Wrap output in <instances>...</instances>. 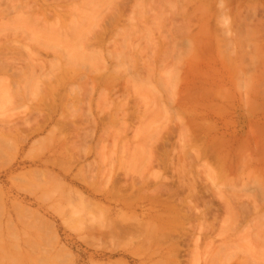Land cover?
I'll return each instance as SVG.
<instances>
[{
	"label": "rangeland",
	"instance_id": "rangeland-1",
	"mask_svg": "<svg viewBox=\"0 0 264 264\" xmlns=\"http://www.w3.org/2000/svg\"><path fill=\"white\" fill-rule=\"evenodd\" d=\"M18 1L0 4V66L18 58L11 51L23 63L37 53L36 62L51 73L37 82L61 91L45 99L35 94V81L32 88L25 77L29 82L19 84L22 78L1 74L11 72L8 64L1 67L0 264H264V0H94L96 7L90 0L94 9L89 0H26L33 9L68 13L53 41L41 25L21 21L26 13ZM88 13L107 33L85 48L87 37L78 32L79 47L68 25L93 19ZM39 30L53 49L37 39ZM73 51L83 54L78 62ZM54 71L66 81L58 83ZM10 84L34 92L21 100ZM4 89L19 96L2 95ZM167 198L177 214L161 211ZM184 200H190L186 209ZM231 202L243 211L235 214L239 205ZM173 212L185 217L170 222Z\"/></svg>",
	"mask_w": 264,
	"mask_h": 264
},
{
	"label": "bare ground",
	"instance_id": "bare-ground-1",
	"mask_svg": "<svg viewBox=\"0 0 264 264\" xmlns=\"http://www.w3.org/2000/svg\"><path fill=\"white\" fill-rule=\"evenodd\" d=\"M19 1H20V2L22 1V3H24V5L22 4L23 6H22L21 8H22L23 11L26 13V14L24 15V13H23V11H22L23 14H21V15H22V18H23L21 21H22L23 23L28 24V26H29V24H32V25L35 26V27H37L38 25H41L42 30L46 31V36H45L46 38H47V34H48V38H49V39L47 38L48 41H50V40L53 41V39H58L59 37L61 38V35H62V34H60V33H61V30L64 28V27H63V22L66 20L64 17H67L66 15H68V13H67L66 11H63V12H61L60 14L56 15V14L59 12V10H56V11H58V12H56L55 10H48L47 8H46V9H43L42 6L39 7V8H38V7H35V9H36V10H35V9L32 8V7H34V6H29L28 4H26V0H19ZM19 1H18V2H19ZM47 1H48V0H42V2H44L45 4H48ZM50 1H51L52 3H54L53 1H55V0H50ZM50 1H49V3H50ZM60 1H61V0H60ZM96 1H98V0H96ZM100 1L102 2L103 0H99L98 2H100ZM106 1H107V0H106ZM106 1H105V3H107L109 0H108L107 2H106ZM112 1H113V0L109 1V3H112ZM116 1H117V0H116ZM2 2H3V0H0V4H2ZM29 2H30V0H29ZM32 2L35 3L36 1H35V0H32ZM92 2H94V0H93ZM92 2H91V3H92ZM101 2H100V3H101ZM27 3H28V1H27ZM33 3H32V4H33ZM57 3H58V1H57ZM89 3H90V0H89ZM89 3H88V4H89ZM91 3L88 5L89 7H92V6H93V3H92V6H90ZM94 3H95V2H94ZM109 3H108V4H109ZM50 4H51V3H50ZM50 4H49V5H50ZM97 4H98V3H95V4H94V7H96L95 5H97ZM108 4H107V5H108ZM9 5H10V4H9ZM12 5H13V4H12ZM34 5H35V4H34ZM107 5L105 6V8L107 7ZM27 6H28L29 8H28ZM50 6H52V5H50ZM98 6H99L98 8L100 9V4H99ZM115 6L117 7V4H116V3H115ZM121 6H122V5H121ZM123 6H124V5H123ZM53 7H54V6H53ZM12 8H13V7H12ZM87 8H88V7H87ZM87 8H86V9H87ZM92 8H93V7H92ZM117 8H118V7H117ZM205 8H206V7H205ZM13 9H14V8H13ZM19 9H20V8H19ZM54 9H55V8H54ZM88 9H89V11L91 12V8H88ZM93 9H94V8H93ZM93 9H92V10H93ZM114 9H115V7H114ZM96 10H97V9H96ZM96 10H94V11H96ZM102 10H103V9H101V12H103ZM116 10H117V9H116ZM124 10H125V9H124ZM87 11H88V10H87ZM94 11H93V12H94ZM98 11H99V10H98ZM108 11H109V10H108ZM111 11H112V10H111ZM147 11H148V9H147ZM206 11H207V10H206ZM117 12H119V11H117ZM0 13H1V12H0ZM91 13H92V12H91ZM106 13H107V12H106ZM206 13H207V12H206ZM206 13H204V14H206ZM208 13H209V12H208ZM208 13H207V14H208ZM88 14H89V13H88ZM150 14H151V13H150ZM86 15H87V14H86ZM89 15H91V14H89ZM102 15H103V14H102ZM138 15H139V14H138ZM142 15H143V14H142ZM144 15L147 16L146 14H144ZM159 15H160V13H159ZM219 15H220V14H219ZM14 16H15V15H14ZM18 16H19V15H18ZM18 16H17V17H18ZM91 16H92V18H93V14H92ZM91 16H89V17L91 18ZM145 16H144V17H145ZM148 16H150V15L148 14ZM154 16H156V15H154ZM199 16H200V15H199ZM15 17H16V16H15ZM20 17H21V16H20ZM80 17H81V16H80ZM87 17H88V16L85 17V15H84L83 18H87ZM89 17H88V18H89ZM118 17H119V16H118ZM81 18H82V17H81ZM116 18H117V16L114 14V17L112 18V20H113V19L116 20ZM145 18H146V17H145ZM154 18H155V17H154ZM63 19H65V20L63 21ZM77 19H80V18H77ZM148 19H150V18H148ZM151 19H153V18H151ZM157 19H158V18H156V20H157ZM195 19H196V18H195ZM86 20H87V19H86ZM97 20H98V18L95 17V18H93V19H88L87 21H84V20H81V19H80L79 22H77V21H70V24L67 22V23L69 24V25H68V30H67L68 35L70 36L69 32L71 31L70 33L72 34V35H71L72 38L75 39V40H74V43H75V41L77 40L75 36L78 35V32H80L81 35H82V31H84L83 34L86 35L85 37H87V38H83V39H82L83 41H82L81 39H80V40H81L82 42H84L83 44L86 45V47H85V45H84V47L87 48L88 45L90 46V44H88V41H89V43L94 42V41H97V39H99V38L103 35V31H104V34H105V32H106V30H104V27H105V26L102 25L103 22H97ZM119 20H120V19H119ZM66 21H67V20H66ZM99 21H100V20H99ZM101 21H102V20H101ZM129 21H131V20H129ZM157 21H158V20H157ZM216 21H217V20H216ZM109 22H110V21H109ZM125 22H126V21H125ZM16 23H18V22L16 21ZM19 23H20V22H19ZM19 23H18L17 25H19ZM110 23H111V22H110ZM126 23H127V22H126ZM135 23H136V22H135ZM224 23H225V22H224ZM64 24H65V23H64ZM104 24H105V23H104ZM128 24H129V23H128ZM151 24H152V23H151ZM32 25H30V26H32ZM66 25H67V24H66ZM132 25H133V24H131V26H129V29H128V28H126V29L130 30L131 32H132L133 30H136L137 28H135V29L132 28ZM135 25H136V24H135ZM189 25H190V24H189ZM204 26H205V25H204ZM26 27H27V26H26ZM134 27H136V26H134ZM154 27H155V26H154ZM105 28H106V27H105ZM157 28H158V27H157ZM25 29H26V28H25ZM39 29H40V28H39ZM106 29H107V28H106ZM141 29H142V28H141ZM158 29H161V28H158ZM158 29H157V30H158ZM63 30H64V29H63ZM207 30H208V29H207ZM109 31H110V30H109ZM130 31H129V32H130ZM136 31H137V30H136ZM140 31H141V30H140ZM142 31L144 32V30H142ZM39 32H41V33H40L41 35L39 34L40 37L37 35V36H38L37 39L39 40V38H41L43 43L46 42L47 40H46L44 37H42V36H43L42 31L39 30ZM63 33H64V32H63ZM85 33H86V34H85ZM106 33H107V32H106ZM159 33H160V31H159ZM33 34H35V33H33ZM132 34H133V32H132ZM132 34H131V35H132ZM138 34H139V33H138ZM207 34H208V33H207ZM35 35H36V34H35ZM35 35H32V36L30 35V36L32 37V40L35 39L34 41H36V36H35ZM63 35H64V34H63ZM65 35H66V34H65ZM81 35H78V36H77L78 40H79V38L82 37ZM84 35H83V37H84ZM87 35H88V36H87ZM89 35H90V36H89ZM33 36H35V38H34ZM71 36H70V37H71ZM79 36H80V37H79ZM57 37H58V38H57ZM65 37H66V36H65ZM74 37H75V38H74ZM88 37H90V38H88ZM33 38H34V39H33ZM63 38H64V37H63ZM104 38H105V37H104ZM133 38H134V37H133ZM43 39H44L45 41H44ZM85 39L87 40V42L84 41ZM125 39H126V38H125ZM208 39H209V37H208ZM78 40L76 41L75 44H79V43L81 44V41L78 42ZM48 41H47V42H48ZM52 41H51V43H52ZM59 41H60V42H59ZM59 41H58V43H56V44H61V40H59ZM62 41H63V42L65 41V44L68 43V41L65 40V38H64ZM99 41H100V40H99ZM66 42H67V43H66ZM71 42H72V41H71ZM117 42H118V41H117ZM159 42H160V41H159ZM30 43L34 44V43L31 42V41H30ZM36 43H37V41H36ZM43 43H42V44H43ZM51 43H49V42L46 43V44H48V45L50 44L51 47L49 46V49H53L52 47L54 46L53 44H54L55 42H54L53 44H51ZM72 43H73V42H72ZM72 43H71V44H72ZM86 43H87L88 45H87ZM97 43H98V42H97ZM38 44H39V43H38ZM38 44H37V45H38ZM65 44H64V46H66ZM80 44H79V47H82L83 44H81V45H80ZM11 45H12V44H11ZM29 45H30V44H29ZM62 45H63V44H62ZM68 45L70 46V44H68ZM91 45H92V44H91ZM97 45H100V44H97ZM9 46H10V45H9ZM14 46H15V45H14ZM14 46H13V47H14ZM42 46H43V45H42ZM55 46H56V45H55ZM55 46H54V47H55ZM59 46H60V45H59ZM72 46L75 47L76 45H75V46L72 45ZM72 46H71V47H72ZM93 46H94V44H93ZM117 46H118V45H117ZM123 46H124V45H123ZM23 47H24V46H23ZM38 47H39V46H38ZM40 47H41V46H40ZM73 47H72V48H73ZM77 47H78V45H77ZM77 47H76V49H79V47H78V48H77ZM91 47H92V46H91ZM3 48H4V47H3ZM36 48H37V47H36ZM47 48H48V47H47ZM64 48H65V47H64ZM88 48H89V47H88ZM7 49H8V48H7ZM58 49H59V48H58ZM62 49H63V48H62ZM62 49H61V50H62ZM89 49H90V48H89ZM92 49H93V48H92ZM95 49H96V47H95ZM123 49H125V48H123ZM132 49H133V48H132ZM139 49H140V48H139ZM14 50H15V49H14ZM17 50H18V49H17ZM25 50H26V49H25ZM36 50H37V49H36ZM41 50H42V49H41ZM85 50H86V49H85ZM96 50H97V49H96ZM100 50H101V49H100ZM134 50H135V49H134ZM6 51H7V50H6ZM6 51L4 50V52L7 54L8 52H6ZM19 51H20V50H19ZM39 51H40V50H39ZM46 51H47V50H46ZM53 51H54V50H53ZM65 51H66V50H65ZM78 51H79V50H78ZM78 51H77V52H78ZM82 51H83V50H82ZM120 51H121V50H120ZM163 51H164V50H163ZM17 52H18V51H17ZM17 52H15V51H11V54H12V55H15V56H18V58H11V57H12V56H10L11 54L9 55L10 58H8V57H7V58H8V59H11V62H14V63H15L16 60H17L18 63H20V64L22 63V66H20V64H19L18 67H17V64H16V66H13V65L10 66L12 63H11L10 61H8L7 58H6L7 62H6V64H1V66H0V70H1V67H2V70L5 69V68H9V67H10L9 70H11V72H10V71L7 72V71L3 70L4 73L1 71V72H2L1 74H5V75L8 77V75H9L8 73H10L9 78L11 77L12 79H15V80H16V78H19V79L22 78V79L19 81V84L23 83L24 80L27 81V83L30 81V82H32V83H30V84H32V86L29 85L31 88L34 86V85H33V82L35 81V82H34L35 87H34L33 90H36V93H35L36 95H37V92H38V96H39V95H42V96L45 97L46 95H48V96L51 95L50 98H51L52 96H53V98H55V97L59 94L58 92L61 91V90L59 89L58 92H55V91H57L58 88H56L55 86H53L54 83H53L52 86H53V88H55V90H54V89H51L52 86H50V85H51L50 82H47V84L45 83V84H46V87H44V88H43V86H44L43 84H44V83H40L41 81H39V83H40V84H39V83L37 82V81H38L37 79L40 80V78H44V77L48 76V73H50V72H49L50 69L48 70V69L46 68L48 71H45V70H44L45 66L42 65V64H44L43 62H42V64H41V61H39L38 63L36 62L37 59H38V60L41 59V58H38V57H40V56H38L39 54H37V53H33V54H32V53L29 51L31 54H30L29 56L26 57L27 60L24 59V63H23V61H22V60H23V59H22L23 57H21V55H20L19 53H17ZM50 52H51V51H50ZM71 52H72V51H71ZM75 52H76V51H75ZM77 52H76V54H75L74 51H73V53L70 55V57H72V59H74V55H75L76 57H75L74 60H77V58L80 56V57L78 58V60H77V62H78L79 59L82 57L81 55H83V54L80 53V55H79V52H78V53H77ZM87 52H88V51H87ZM146 52H147V51H146ZM39 53H40V52H39ZM85 53H86V52H85ZM85 53H84V54H85ZM93 53H94V52H93ZM77 54H78L79 56H78ZM87 54H88V53H87ZM90 54H91V51H90ZM115 54H116L115 56L118 55L119 57L122 55L121 52H116ZM31 55H32V56L34 55V56L32 57ZM46 55H47V54H46ZM128 55H129V54H128ZM84 56H86V55H84ZM84 56H83V57H84ZM89 56H91V57H93V58L97 57V55H95V57L92 56V55H89ZM89 56H87V58H88ZM19 57H20L21 59H19ZM30 57H31V58H30ZM67 57H68V56H67ZM106 57H107V56H106ZM109 57H110V56H109ZM129 57H130V56H129ZM132 57L134 58V55H133V56L131 55V59H132ZM28 58H29V59H28ZM140 58H142V56H141ZM45 59H46V57H45ZM96 59H97V58H96ZM120 59H121V57H120ZM134 59H135V58H134ZM137 59H139V58H137ZM143 59H144V58H143ZM0 60H1V59H0ZM4 60H5V59H4ZM18 60H19V61H18ZM20 60H21V61H20ZM25 60H26V63H27V61H28L29 64L26 65ZM29 60H30L31 62H29ZM85 60H86V59H85ZM85 60H83V61L85 62ZM2 61H3V59H2ZM102 61H103V60H102ZM133 61H134V60H133ZM3 62H5V61H3ZM3 62H2V63H3ZM17 62H16V63H17ZM44 62H45V61H44ZM128 62H129V61H128ZM9 63H11V64H9ZM33 63H34V64H33ZM74 63H75V61H74ZM91 63H92V62H91ZM100 63H101V62H100ZM103 63H104V61H103ZM103 63H102V64H103ZM7 64L9 65V67H5V66H4V65H7ZM23 64H25L26 66L23 65ZM75 64H76V63H75ZM75 64H74V66H75ZM142 64H143V63H142ZM2 65H3V66H2ZM14 65H15V64H14ZM39 65H41V66H39ZM63 65H64V64H63ZM98 65H99V64H98ZM143 66H144V65H143ZM35 67H36V69L39 67L38 69L41 70L40 73L38 72V70L35 69ZM76 67H77V66H76ZM78 67H79V66H78ZM97 67H98V66H97ZM132 67H133V66H132ZM49 68L52 69V67H49ZM57 68H58V69H56V70H57L56 72H58V70L60 69L59 67H57ZM68 68H69V67H68ZM86 68H87V67H86ZM98 68H99V67H98ZM101 68H102V67H101ZM103 68H105V67H103ZM34 69H35V70H34ZM83 69H84V68H83ZM43 70H44V71H43ZM74 70H75V69H74ZM91 70H92V69H91ZM116 70H117V69H116ZM35 71H36V73L38 72V74H36ZM63 71H65V70H63ZM72 71H73V69H72ZM78 71H79V70H78ZM93 71H94V70H93ZM97 71H98V70H97ZM97 71L95 70V72H97ZM5 72H6L7 74H6ZM41 72H43V73L46 72L47 74H46V73L43 74V73H41ZM52 72H53V70H52ZM56 72L54 71V73H56ZM85 72H86V71H85ZM116 73H117V72H116ZM118 73H119V72H118ZM146 73H147V72H146ZM50 74H51V73H50ZM50 74H49V76H51ZM59 74H60V71H59ZM65 74H67V72H66ZM75 74H77V73H75ZM61 75L64 76V72H63V74L61 73ZM69 75L71 76V74H69ZM146 75H147V74H146ZM58 76H59V75H58ZM73 76H74V75H73ZM116 76H117V75H116ZM24 77L27 78L29 81H28L27 79H23ZM55 77H57V73H56V75L54 74V77H53V78H55ZM68 77H69V76H68ZM92 77H93V76H92ZM53 78L51 77V79H53ZM65 78H67V76H66ZM65 78H64V79H65ZM69 78H70V77H69ZM69 78H68V79H69ZM7 79H8V78H6V80H7ZM55 79H56V81H57L58 83H60V81H62L63 78H62V76H60V77H57V78H55ZM70 79H71V78H70ZM73 79H74V78H73ZM99 79H100V78H99ZM15 80H13V81L11 82V79H10L11 84L14 83V84H13L14 86H15V84H16V85L18 84V83H15ZM22 80H23V81H22ZM32 80H33V81H32ZM42 80H43V81H45V80L48 81L49 79H48V78H47V79L45 78V80H44V79H42ZM71 80H72V79H71ZM79 80H80V79H79ZM88 80H89V79H88ZM0 81H1V80H0ZM2 81H3V80H2ZM16 81L18 82V80H16ZM64 81H66V79H65ZM64 81H62V82H64ZM96 81H97V80H96ZM5 82H6V81L4 80V83H5ZM7 82H8V80H7ZM20 82H21V83H20ZM27 83L25 82V84H27ZM48 83H49V85H48ZM11 84H10V86H11ZM13 85H12V86H13ZM22 85H23V84H22ZM47 85H48V86H47ZM55 85H59V84H57V83L55 82ZM62 85H63V83H62ZM12 86H11V88L13 89ZM26 86H27V85H26ZM26 86L24 87V89L20 88V86H17V87L19 88V92H21V93H20V96H19V94H18V93H19V92H18V89H16L17 92H18L17 94H16V92L14 93V91H16L15 89H13L14 91H13L12 89H11V90L13 91V94H15L16 96L18 95V96L21 98V100H22V99H24L25 96L27 97V96H30V94H31V93L29 94L28 92L31 91L32 89L29 90L30 87H29V88H26ZM41 86H42V87H41ZM64 86H65V85H64ZM69 86H70V85H69ZM79 86H80V85H79ZM108 86H109V85H108ZM4 87H6L5 84H4ZM17 87H16V88H17ZM48 87H49V89H48ZM57 87H59V86H57ZM62 87H63V86H62ZM62 87H61V89H62ZM111 87H112V86H111ZM0 88H1V87H0ZM2 88H3V87H2ZM25 88H26V89H25ZM41 88H42V89H45V88H46V89H48V90H50V91H49L48 94H46L47 92L44 91V95H43V92H42V89H41ZM63 88H64V87H63ZM68 88H69V87H68ZM5 89H6V88H5ZM5 89H4L5 92L1 90V91H2V95H3V94H7L8 90L6 91ZM9 89H10V88H9ZM46 89H45V90H46ZM33 90H32V91H33ZM12 91L9 90V92H8V93H9V94H8L9 96L13 95V94H11ZM27 91H28V92H27ZM51 91H53L54 93L51 92ZM101 91H103V90H101ZM26 92H27V93H26ZM33 92H34V91H33ZM33 92H32V93H33ZM41 92H42V94H40ZM50 92H51V93H50ZM71 92H72V91H71ZM56 93H58V94L56 95ZM75 93H76V92H75ZM75 93H74V94H75ZM28 94H29V95H28ZM15 95H14V96H15ZM9 96H8V97H9ZM14 96H12L13 99L16 97V96H15V97H14ZM42 96H40V97H42ZM48 96H47V97H48ZM54 96H55V97H54ZM5 97H6V95H5ZM40 97H39V100L42 99V98H40ZM44 97H43V98H44ZM47 97H45V99H46ZM20 98H19V99H20ZM53 98H52V99H53ZM57 98H58V97H57ZM19 99L16 98L17 102H20V101H21V100H19ZM26 99H27V98H26ZM34 99H35V97H34ZM6 100H8V98H7ZM6 100H5V101L3 100V101L6 102ZM11 100H12V99H11ZM43 100H44V99H43ZM43 100H40V101H41V104H42ZM9 101H10V100H9ZM14 101H15V99H14ZM23 101H24V100H23ZM37 101H38V100H37ZM37 101H36V103H37ZM45 101H46V100H45ZM7 102H8V101H7ZM21 102H22V101H21ZM25 102H26V100H25ZM25 102H23V103H25ZM49 102H50V101H49ZM52 102H53V101H52ZM39 103H40V102H39ZM5 104H6V103H5ZM20 104H21V103H20ZM45 104H46V103H45ZM37 105H38V104H37ZM37 105H36V106H37ZM47 105H48V104H47ZM50 105H51V104H50ZM52 105H55V103L52 104ZM41 106H42V105H41ZM43 106H44V104H43ZM45 106H46V105H45ZM48 107H49V106H48ZM50 107H51V106H50ZM38 108H39V107H38ZM61 108H62V107H61ZM119 108H120V107H119ZM34 109H35V108H34ZM45 109H46V108H45ZM47 109H48V108H47ZM71 109H72V108H71ZM31 110H33V109H31ZM36 110H38V109H36ZM40 110H41V109H40ZM51 110H52V109H51ZM45 111H46V110H45ZM54 112H55V111H54ZM56 112H57V111H56ZM35 113H37V112H35ZM52 113H53V112H52ZM69 113H70V112H69ZM75 113H76V112H75ZM43 114H44V113H43ZM48 114H49V113H48ZM72 114H73V113H72ZM46 115H47V114H46ZM29 116L31 117L30 114H29ZM40 116H41V114H40ZM47 116H48V115H47ZM70 116H71V115H70ZM41 118H42V116H41ZM48 118H49V117H48ZM28 119H29V117H28V116H25L22 120L20 119V121H21L22 124H25L27 121H29ZM66 119H67V118H66ZM72 120H73V119H72ZM72 120H71V121H72ZM36 121H37V120H36ZM44 121H45V119H44ZM59 121H60V120H59ZM62 121H63V120H62ZM65 121H66V120H65ZM46 122H47V121H46ZM72 122H73V121H72ZM74 122H75V120H74ZM42 123H43V122H42ZM44 123H45V122H44ZM47 123H48V122H47ZM19 124H20V123H19ZM30 124H31V123H30ZM35 124H36V123H35ZM60 124H61V123H60ZM60 124H59V126H61ZM15 125H16V123H11V122H9V123L7 122V123L4 124V126L7 127V128H9V129H10V128H13ZM27 125H28V124H27ZM55 125H56V124H55ZM57 125H58V124H57ZM42 126H43V125H42ZM16 127H17V126H15V128H16ZM24 127H25V126H24ZM33 127H34V125H33ZM44 127H45V126H44ZM44 127H43V128H44ZM74 127H75V126H74ZM34 128H36V127H34ZM39 128H40V126H39ZM51 128H52V127H51ZM53 128H54V127H53ZM70 128H72V127H70ZM41 129H42V127H41ZM59 129H60V128H59ZM63 129H64V128H62V130H63ZM56 130H57V129H56ZM60 130H61V129H60ZM60 130H57V131L60 132ZM64 130H65V129H64ZM64 130H63V131H64ZM20 131H21V130H20ZM50 131H52V130H50ZM78 131H79V130H78ZM28 132H29V131H28ZM39 132H40V130H39ZM59 132H58V133H59ZM189 132H190V131H189ZM31 133H32V132H31ZM61 133H62V131H61ZM69 133H70V132H69ZM190 133H191V132H190ZM55 134H56V133H55ZM5 135H6V134H5ZM31 135H32V134H31ZM58 135H59V134H58ZM73 135H74V134H73ZM187 135H188V134H187ZM8 136H9V135H8ZM46 136H47V135H46ZM61 136H62V135H60V137H61ZM23 137H24V136H23ZM52 137H54V136H52ZM58 138H59V137H58ZM61 138L63 139V136H62ZM23 139H24V138H23ZM43 140H44V139H43ZM56 140H57V139H56ZM59 140H60V139H59ZM188 140H189V139H188ZM4 142H5V141H4ZM47 142H48V141H47ZM49 142H50V141H49ZM55 142H56V141H55ZM59 142H60V141H59ZM61 142H62V141H61ZM66 142H68V141H66ZM52 143H53V141H52ZM64 144H65V143H64ZM56 145H57V144H56ZM56 145H55V146H56ZM145 147H146V146H145ZM148 147H149V146H148ZM72 148H73V147H72ZM161 148H162V147H161ZM41 150H42V149H41ZM151 150H152V149H151ZM44 151H45V150H44ZM141 151H142V150H141ZM154 151H155V150H154ZM145 152H146V150H145ZM151 152H152V151H151ZM149 153H150V152H149ZM153 153H154V152H153ZM183 153H184V152H183ZM39 154H40V153H39ZM72 154H73V153H72ZM72 154H71V155H72ZM151 154H152V153H151ZM155 154H156V153H155ZM184 154L186 155L187 153H184ZM37 155H38V154H37ZM41 155H42V154H41ZM146 155H147V154H146ZM38 156H39V155H38ZM48 156H49V155H48ZM78 156H79V155H78ZM155 156H156V155H155ZM189 156H190V155H189ZM70 157H72V156H70V154H69V158H70ZM73 157H74V156H73ZM195 157H196V156H195ZM195 157H194V158H195ZM61 158H62V157H61ZM76 158H77V157H76ZM184 158H185V157H184ZM190 158H191V160H192V157H190ZM137 159H138V158H137ZM141 159H143V158H141ZM54 160H55V159H54ZM70 160H72V159H70ZM70 160H69V161H70ZM74 160H75V159H74ZM138 160H139V159H138ZM156 160H157V159H156ZM136 161H137V160H136ZM145 161H146V160H145ZM185 161H186V160H185ZM189 161H190V160H189ZM56 162H57V161H56ZM155 162H156V161H155ZM143 163H144V162H143ZM163 163H164V162H163ZM188 163H189V162H188ZM43 164H44V163H43ZM77 164H78V163H77ZM56 165H57V164H56ZM59 165H60V164H59ZM189 165H190V164H189ZM50 166H51V165H50ZM112 166H113V165H112ZM158 166H159V165H158ZM61 167H62V166H61ZM67 167H68V166H67ZM145 167H146V165H145ZM58 168H60V166H59ZM165 168H166V167H165ZM79 169H80V168H79ZM182 169H183V168H182ZM184 169H185V168H184ZM60 170L63 171L62 168H61ZM108 170H109V169H108ZM111 170H113V169H111ZM186 170H187V169H186ZM186 170H185V171H186ZM108 172H109V171H108ZM186 172H187V171H186ZM32 173H33V172H32ZM188 173H189V172H188ZM106 174H107V173H106ZM181 174H182V173H181ZM65 175H66V174H65ZM111 176H112V175H111ZM183 176H184V175H183ZM29 177H30V176H29ZM107 177H108V176H107ZM178 177H179V176H178ZM109 179H110V178H109ZM192 179H193V178H192ZM105 180H107V179H105ZM180 180H181V179H180ZM57 181H58V180H57ZM110 181H111V180H110ZM113 181H115V180L113 179ZM118 182H119V181H118ZM118 182H117V183H118ZM145 182H146V181H145ZM184 182H185V180H184ZM105 183H106V182H105ZM109 183H110V182H109ZM111 183H112V182H111ZM140 183H141V182H140ZM142 183L144 184L143 180H142ZM148 183H149V182H148ZM62 184H63V183H62ZM91 184H92V183H91ZM114 184H115V183H114ZM123 184H124V183H123ZM146 184H147V183H146ZM182 184H183V183H182ZM107 185H108V184H107ZM126 185H127V184H126ZM144 185H145V184H144ZM178 185H179V184H178ZM187 185H188V184H186V187H187ZM190 185H191V184H190ZM99 186H100V185H99ZM111 186H112V185H111ZM148 186H149V185H148ZM158 186H159V185H158ZM197 186H198V185H197ZM90 187H91V186H90ZM181 187H182V186H181ZM189 187H190V190H192V185L189 186ZM112 188H113V187H112ZM167 188H168V187H167ZM195 188H196V187H195ZM195 188H194V189H195ZM142 189H143V188H142ZM161 189H162V188H161ZM187 189H188V188H187ZM95 190H96V189H95ZM98 190H100V189L98 188ZM106 190H107V189H106ZM162 190H163V189H162ZM197 190H198V189H197ZM197 190H195V191H197ZM40 191H41V190H40ZM44 191H45V190H44ZM143 191H144V190H143ZM154 191H155V189H154ZM176 191H177V190H176ZM163 192H164V191H163ZM177 192H178V191H177ZM187 192H188V191H187ZM189 192H190V191H189ZM202 192H203V191H202ZM74 193H75V192H74ZM77 193H79V192H77ZM101 193H102V192H101ZM158 193H159V192H158ZM174 193H175V192H174ZM193 193H194V192H193ZM95 194H96V193H95ZM150 194H151V196H152V194H155V193H154V192H153V193L151 192ZM159 195H160V194H159ZM80 196H81V194H80ZM115 196H116V195H115ZM151 196H150V197H151ZM185 196H187V195H185ZM189 196H190V195H189ZM77 197H78V196H77ZM143 197H144V196H143ZM172 197H173V195H172ZM82 198H83V197H82ZM140 198L142 199L141 196H140ZM147 198H148V197H147ZM160 198H161V197H160ZM162 198H163V197H162ZM165 198H166V197H165ZM185 198H186V197H185ZM125 199H126V198H125ZM135 199H136V198H135ZM135 199H133V200H135ZM149 199H150V198H149ZM152 199H153V197H152ZM167 199H169V198H167ZM167 199H166V201H167ZM186 199H187V198H186ZM188 199H189V198H188ZM192 199H193V198H192ZM230 199H231V198H230ZM123 200H124V198H123ZM153 200H154V201H153L152 203L155 202V204H156V203H157V201H156L157 198H156V199H153ZM173 200H175V199H173ZM178 200H179V199H178ZM193 200H194V199H193ZM193 200H192V201H193ZM231 200H232V199H231ZM130 201H131V200H130ZM169 201H170V202H169ZM169 201L167 202L168 205H167V204H166V205L164 204V205H165V206H164L165 209H164V210H161V211H165V210H166V211L168 212V211H170V210H172V211L174 210V212H175V209H176V211L178 210V209H177L178 207L176 208L174 205L171 204V203H172V202H171V199H169ZM109 202H110V201H109ZM182 202H183L184 205L186 206L185 209H186L188 206H190V200H189V201L187 200V202H186V200H184V201H182ZM182 202H181L180 205H183ZM224 202H225V201H224ZM226 202H228V201H226ZM229 202H230V201H229ZM81 203H82V202H81ZM85 203H86V202H85ZM87 203H88V202H87ZM149 203H151V202H149ZM152 203H151V204H152ZM198 203H200V202H198ZM231 203L233 204V206H235V205H234L235 203H233V202H231ZM231 203H228V204H230V205H228V206H232ZM114 204H115V203H114ZM123 204H124V203H123ZM128 204H129V203H128ZM240 204H241V202H240ZM94 205H95V204H94ZM156 205H159V203H157ZM160 205H161V204H160ZM177 205H178V204H177ZM177 205H176V206H177ZM236 205L238 206L239 204H236ZM193 206H194V205H193ZM237 206H235V207L237 208ZM124 207H125V206H124ZM180 207H181V206H180ZM183 207H184V206H183ZM194 207H195V206H194ZM198 207H199V206H198ZM198 207H197V208H198ZM226 207H227V206H226ZM226 207H225V208H226ZM241 207H243V204H241V205L238 206L239 210L237 209V211H236L235 208H232L233 211H234V210L236 211V213H235V212L230 213V211H232V210H231L230 208H228L230 211L227 209V211H229V212L226 211V213H228V214H234V213H235V214L238 215V213H239L238 211L242 210V209H240ZM244 207H245V206H244ZM174 208H175V209H174ZM13 209H15V208H13ZM161 209H162V208H161ZM190 209H191V207L189 208V210H190ZM200 210H201V209H200ZM211 210H212V209H211ZM21 211H22V210H21ZM172 211H171V213H172ZM186 211H187V210H186ZM198 211H199V210H198ZM242 211H243V210H242ZM107 212H108V211H107ZM174 212H173V214H174ZM181 212H182V211H181ZM189 212H191V211H189ZM163 213H165V212H163ZM168 213H169V212H168ZM168 213H167V214H168ZM171 213H170V214H171ZM184 213H185V212H184ZM105 214H106V213H105ZM159 214H160V213H159ZM170 214H168V215H170ZM175 214H177V212H175ZM175 214H174V217H173L172 215H171L172 217H169V218H171V219H169V218L167 217L169 221L171 220L170 222H172V218H174V219L177 218V220L179 219V221H180V218L183 217V216H181L180 218H178ZM178 214H180V212H178ZM187 214H188V213H187ZM235 214H234V215H235ZM226 215H227V214H226ZM131 216H132V215H131ZM136 216H137V215H135V217H136ZM155 216H156V215H155ZM200 216H201V215H200ZM229 216H230V215H229ZM229 216H228V217H229ZM239 216H240V215H239ZM104 217H105V216H104ZM137 217H138V216H137ZM163 217H164V219H166V218H165L166 216H163ZM175 217H176V218H175ZM184 217H185V216H184ZM184 217H183V218H184ZM187 217H188V216H187ZM204 217H205V216H204ZM233 217H234V216H233ZM105 218H106V217H105ZM133 218H134V217H133ZM153 218H154V217H153ZM160 218H161V216H160L158 219H160ZM206 218H207V217H206ZM108 219H109V218H108ZM135 219H136V218H135ZM158 219H157V220H158ZM161 219H162V218H161ZM174 219H173V220H174ZM185 219H186V218H185ZM200 219H201V218H200ZM112 220H113V219H112ZM131 220H132V219H131ZM138 220H139V219H138ZM141 220H142V219H141ZM155 220H156V219H155ZM162 221H163V220H162ZM175 221H176V220H174V222H175ZM179 221H177V223H180ZM181 221H182V219H181ZM183 221H184V220H183ZM135 222H136V221H135ZM137 222H138V221H137ZM138 223H139V222H138ZM138 223H136V224H138ZM160 223H161V225L163 224V222H161V220H160ZM201 223H202V221H201ZM205 223H206V222H205ZM205 223H204V224H205ZM111 224H112V223H111ZM115 224H116V222H115ZM145 224H146V223H145ZM166 224H167V222H166ZM170 224H171V223H170ZM175 224H176V222H175ZM180 224H181V223H180ZM199 224H200V223H199ZM104 225H105V224H104ZM164 225H165V224H164ZM171 225H172V224H171ZM173 225H174V224H173ZM209 225H210V224H209ZM142 226H143V225H142ZM152 226H153V225H152ZM162 226H163V225H162ZM166 226H168V225H166ZM181 226H182V225H181ZM202 226H203V225H202ZM202 226H201V227H202ZM45 227H46V226H45ZM136 227H137V226H136ZM163 227H164V226H163ZM169 227H170V226H169ZM142 228H144V227H142ZM153 228H154V227H152L151 229H153ZM161 228H162V227H161ZM161 228H159V229H160V231H161V233H162V232H163V231H162L163 229H161ZM166 228H167V227H166ZM130 229H131V228H130ZM164 229H165V228H164ZM168 229H169V228H168ZM173 229H174V228H173ZM198 229H199V225H198ZM204 229H205V227H204ZM102 230H103V229H102ZM102 230H101V231H102ZM144 230H145V229H144ZM144 230H143V231H144ZM156 230H157V229H156ZM171 230H172V229H171ZM122 231H123V230H121V232H122ZM140 231H141V230H140ZM146 231H147V230H146ZM146 231H144V233H147ZM148 231H149V230H148ZM160 231L158 232V234L160 233ZM165 231H166V229L164 230V232H165ZM93 232H94V231H93ZM108 232H109V231H108ZM110 232H112V231H110ZM123 232H124V231H123ZM150 232H151V231H150ZM172 232H173V231H172ZM202 232H203V231H202ZM127 233H128V231H127ZM127 233H126V234H127ZM148 233H149V232H148ZM152 233H153V232H152ZM152 233H151V234L149 233L148 236L152 235ZM110 234H112V233H110ZM153 234H154V233H153ZM156 234H157V233H156ZM156 234H155V236H156ZM183 234H184V233H183ZM199 234H200V233H199ZM98 235H99V234H98ZM115 235H116V234H115ZM117 235H118V234H117ZM143 235H144V234H143ZM160 235L164 237V233H163V235H162V234H159V235H158L159 238H160ZM165 235H166V236L168 235V236H167L168 238L171 236V235L169 236V233H167V234H165ZM106 236H107V235H106ZM113 236H114V235H113ZM146 236H147V235H145V237H146ZM206 237H207V236H206ZM113 238H114V237H113ZM137 238H138V237H137ZM168 238H163V239L167 240ZM170 238H171V237H170ZM261 238H262V237H261ZM109 239H110V238H109ZM135 239H136V238H135ZM140 239H141V238H140ZM143 239H144V238H143ZM255 239H256V237H255ZM259 239H260V238H259ZM107 240H108V239H107ZM125 240H126V239H125ZM131 240H132V237H131ZM253 240H254V239H253ZM126 241H127V240H126ZM149 241H150V240H149ZM172 241H173V240H172ZM194 241H196V239H195ZM254 241H255V240H254ZM259 241H261V239H260ZM109 242H110V241H109ZM136 242H137V241H136ZM138 242H139V241H138ZM146 242H147V240H146ZM150 243H151V242H150ZM152 243H153V242H152ZM155 243H156V242H155ZM164 243L166 244V241H165ZM251 243H252V242H251ZM260 243H261V242H260ZM112 244H113V243H112ZM141 244H142V243H141ZM147 244H148V243H147ZM194 244H195V243H194ZM263 244H264V243H263ZM134 245H135V244H134ZM149 245L151 246V244H149ZM152 245H153V244H152ZM155 245H156V244H155ZM177 245H178V244H177ZM254 245H255V244H254ZM254 245H253V246H254ZM138 246H139V243H138ZM147 246H148V245H147ZM147 246H146V247H147ZM166 246H167V245H166ZM174 246H175V245H174ZM255 246H256V245H255ZM142 247H143V244H142ZM142 247H140V248H142ZM144 247H145V246H144ZM148 247H149V246H148ZM168 247H169V246H168ZM171 247H172V246H171ZM257 247H258V246H257ZM120 248H121V247H120ZM158 248H160V247L158 246ZM254 248H255V247H254ZM145 249H146V248H145ZM156 249H157V248H156ZM161 249H163V248H161ZM161 249H160V250H161ZM115 250H116V249H115ZM121 250H124V249H121ZM140 250H141V249H140ZM147 250H148V249H147ZM158 250H159V249H158ZM160 250H159V251H160ZM250 250H251V249H250ZM259 250H260V248H259ZM152 251H153V250H152ZM156 251H157V250H156ZM177 251H178V250H177ZM253 251H254V249H253ZM148 252H150V251H148ZM144 253H145V252H144ZM151 253H152V252H151ZM153 253H154V252H153ZM159 253H160V252H159ZM253 253H254V252H253ZM255 253H257V252H255ZM178 254H179V253H178ZM178 254H176V255H178ZM141 256H142V255H141ZM150 256H151V255H150ZM153 256H154V255H153ZM159 256H160V255H159ZM155 257H156V256H155ZM176 257H177V256H176ZM139 258H140V257H139ZM149 258H151V257H149ZM161 258H162V257H161ZM147 259H148V258H147ZM164 259H165V258H164ZM166 259H167V258H166ZM230 262H231V261H230ZM250 262H252V261H250ZM153 263H154V262H153ZM166 263H167V261H166ZM169 263H170V262H169ZM226 263H227V262H226ZM161 264H162V262H161ZM164 264H165V263H164Z\"/></svg>",
	"mask_w": 264,
	"mask_h": 264
}]
</instances>
